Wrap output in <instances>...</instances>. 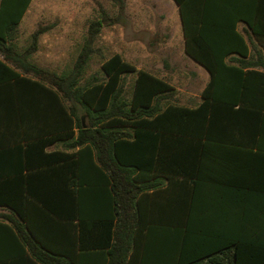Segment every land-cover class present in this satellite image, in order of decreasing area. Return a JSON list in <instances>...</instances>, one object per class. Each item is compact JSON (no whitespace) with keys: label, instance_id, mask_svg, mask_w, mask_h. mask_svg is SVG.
Segmentation results:
<instances>
[{"label":"trees","instance_id":"1","mask_svg":"<svg viewBox=\"0 0 264 264\" xmlns=\"http://www.w3.org/2000/svg\"><path fill=\"white\" fill-rule=\"evenodd\" d=\"M32 1L0 0V52L19 70L0 61L9 72L8 79L1 82L14 80L15 85L25 83L45 91L54 103L60 126L56 135L26 148L0 151V161L11 157L3 164L12 168L21 161L28 170L26 175L17 176L16 170H11L12 175L0 176V207L11 211L0 214V226L21 238L23 253L17 264H264V223H256L257 219L264 221V211L249 207L247 224H242L238 197L231 224H144L147 187L134 176L136 172L157 171L165 141L209 138L215 107L234 110L239 103L243 110L247 106V92L256 85L252 75L264 77V73L244 72L248 67L228 66L223 60L230 54L247 56L246 41L236 32L237 22H245L257 36H264L257 32V23L264 20V0L223 3L221 11L228 15L223 22L227 24L222 23L218 32L207 27L214 0H174L185 52L211 75L196 108L168 102L175 90L172 84L138 69L119 54L102 64L104 81L93 77L80 86L99 27H91V36L68 73L58 75L30 63L28 58L38 50L39 37L47 29L33 33L32 44L23 54L16 51L14 43ZM127 74H136L129 100L122 87ZM55 142H67L70 149L78 151L46 153ZM35 155L42 158L37 167L43 168L42 172H34L29 163ZM88 191H94L103 202L101 208H92L93 212L83 205ZM192 198L194 201L195 196ZM65 202L71 203L67 215ZM35 212L43 217L35 220ZM194 216L193 207L186 218ZM50 222L63 227L55 241L44 239ZM65 227L71 233L67 243L63 240ZM94 231L100 232L99 240L85 238Z\"/></svg>","mask_w":264,"mask_h":264},{"label":"crops","instance_id":"2","mask_svg":"<svg viewBox=\"0 0 264 264\" xmlns=\"http://www.w3.org/2000/svg\"><path fill=\"white\" fill-rule=\"evenodd\" d=\"M230 1H213V10L209 11L207 15V21L210 22L207 27L210 32L220 31V26L226 22L223 21L228 15L221 11V7L223 3ZM170 2L178 10V20L183 34L179 7L174 0H170ZM235 28L236 32L243 35L246 41L247 56L230 54L224 58L223 64L248 67L244 69V72L249 69L264 73V36H257L243 21L237 22ZM257 30L264 35L262 32L264 20L257 23ZM240 48L245 50L242 46ZM181 51L182 57L197 67L194 73L186 74V80L204 82L203 87L199 93L184 91V95L182 94L180 98L182 103H171V100L168 102L196 108L203 101L202 93L210 81L211 75L200 63L186 54L184 34ZM32 56H29V62ZM0 61L19 72L14 65L5 60L1 52ZM220 63L222 62H218V64ZM154 75L172 84L170 79ZM8 77L9 72L0 66V151L16 147L26 148L41 139L56 135L60 125H57V113L54 103L51 104L49 95L32 85L25 83L15 85L14 80L1 82ZM228 78L226 75L223 76L225 80ZM251 80H256V85L247 92L249 103L243 110L239 103L236 104L234 110L215 107L213 118L209 123V138L187 139L181 143H173V141L166 143L165 141L162 144L163 157L157 166V171L134 174L137 182L147 187L146 216L142 219L144 224H152V222L177 226L187 223L197 225L231 224L236 216L234 212L238 208V197L241 210L239 219L242 224H247L249 207L257 211H264V83H259L264 81V77L256 74L252 75ZM174 89L172 94H175V98L178 88L174 87ZM57 150L73 153L78 151V148L73 150L68 147L67 142H55L45 151L51 153ZM10 158L6 157L1 160L8 162ZM16 158L14 160H18ZM41 159V156L38 155L29 159V163L35 169L34 172H42L43 168H37L40 167ZM2 161H0V176L12 175L11 170H16L17 176L28 173L21 161H16L17 164L12 168L3 164ZM5 169L9 170L8 174L3 173H7ZM180 171L183 174H180ZM169 177H172V180H169ZM254 195H256L255 198ZM192 196H195L194 201ZM83 200L85 202L83 205L91 212L94 211L92 208L103 206V202L97 198L94 191L85 193ZM191 205L192 207L189 208ZM193 207L194 219L186 218L187 212L191 211ZM64 209L65 215L70 214L71 203L65 202ZM0 214H11V211L8 208L0 207ZM87 216L89 217L91 214ZM38 217H43V215L35 212L33 218L36 220ZM44 218L49 221L46 216ZM258 222L264 223L257 219L256 223ZM57 226L56 223L50 222L47 227L49 229L44 232V239L57 240L56 236L60 233L57 231L63 228L61 225ZM16 234L18 236L15 237L0 226V263L17 264L18 259L20 260L23 251L19 249L21 248V243H19L21 238L18 233ZM99 234L98 231H94L90 235L86 233L85 238L99 240ZM70 237L71 233L67 232L65 227L63 232L65 243L70 241ZM64 249L66 250L67 247L65 246Z\"/></svg>","mask_w":264,"mask_h":264},{"label":"rangeland","instance_id":"3","mask_svg":"<svg viewBox=\"0 0 264 264\" xmlns=\"http://www.w3.org/2000/svg\"><path fill=\"white\" fill-rule=\"evenodd\" d=\"M178 19V10L170 0H33L19 25L14 46L23 53L32 44L33 33L47 29L40 35L30 62L62 75L74 67L91 36V27H99L80 86L93 77L104 81L102 64L119 54L138 69L170 79L178 88L170 102L182 103L184 91L199 93L204 82L186 80V74L194 73L197 67L182 57L183 34ZM135 78L136 74L123 77L127 100L131 99Z\"/></svg>","mask_w":264,"mask_h":264}]
</instances>
